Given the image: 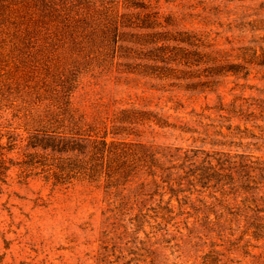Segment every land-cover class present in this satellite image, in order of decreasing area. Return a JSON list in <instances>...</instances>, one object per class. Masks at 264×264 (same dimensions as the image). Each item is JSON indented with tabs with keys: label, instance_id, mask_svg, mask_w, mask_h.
<instances>
[{
	"label": "rangeland",
	"instance_id": "374dc122",
	"mask_svg": "<svg viewBox=\"0 0 264 264\" xmlns=\"http://www.w3.org/2000/svg\"><path fill=\"white\" fill-rule=\"evenodd\" d=\"M53 2L92 29L0 16V264H264V0ZM104 138L159 148L164 178L89 172Z\"/></svg>",
	"mask_w": 264,
	"mask_h": 264
},
{
	"label": "trees",
	"instance_id": "16d2710c",
	"mask_svg": "<svg viewBox=\"0 0 264 264\" xmlns=\"http://www.w3.org/2000/svg\"><path fill=\"white\" fill-rule=\"evenodd\" d=\"M19 1L22 2L21 7H29V10L23 14H18V19L12 21V23H16V26L20 30H24L25 37L24 40H30V37L34 34L39 35L44 33L46 36H53L60 34L61 30L64 33L66 30L70 33V35H75V33H83L84 30L92 29L91 20L86 19L84 17L76 16V14L64 13L60 14V16H56L55 13L57 11H62L61 8H57L56 4H54L53 0H0V16L11 17L14 10L17 11L19 6ZM72 3V2H71ZM65 7L66 9L71 10L69 7ZM65 5V3H64ZM33 6L37 7L38 14L36 16L33 12ZM9 12V13H7ZM7 13V14H6ZM60 18V20H58ZM8 20H10L8 18ZM103 20L107 21L106 30L112 29V42L116 43L119 39V34L122 33L124 35L125 29L129 27H133L132 24H128L130 19L127 17L126 19L123 16H116L113 18H104ZM131 23H135L134 20ZM47 25V26H46ZM48 25L50 27H48ZM137 26H141L137 24ZM114 28V32H113ZM47 30V31H46ZM108 34V32H106ZM87 36H92V33L87 32ZM23 40V41H24ZM164 47L157 45L155 50L162 49ZM130 51H134L130 48ZM55 135L52 137L53 139V147H62V150L65 151H80L81 142L78 138H83L84 136L81 133L74 134L71 131H53L50 134ZM110 145L106 138L102 140L104 145V151L100 154H104V159L102 161H96L95 163H91V167L89 168V172L91 170L99 169V165L102 166L100 168L101 172L104 173L105 177L109 178V180L113 181L116 179L118 172L114 170V163L119 164L120 167L125 169H135L142 171L147 175V177H151L152 181L155 183L157 180H161L164 178L165 172L164 167L161 164V156H165L163 152L159 150V148H155L154 145H148L145 143H139L136 149L128 147V145L119 146L114 144ZM122 143H127L125 139H123ZM166 170V169H165ZM165 181V180H163Z\"/></svg>",
	"mask_w": 264,
	"mask_h": 264
}]
</instances>
